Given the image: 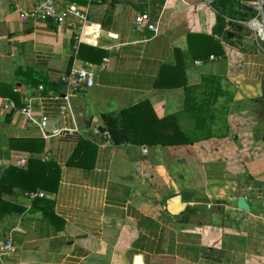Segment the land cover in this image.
I'll use <instances>...</instances> for the list:
<instances>
[{
	"label": "crops",
	"instance_id": "0c3cea01",
	"mask_svg": "<svg viewBox=\"0 0 264 264\" xmlns=\"http://www.w3.org/2000/svg\"><path fill=\"white\" fill-rule=\"evenodd\" d=\"M40 1L0 0V178L27 156L57 165L58 183L33 200L17 187L0 191V244L10 233L15 246L0 264H136L137 254L144 264H264V53L245 27L225 22L242 20L251 0H226L224 13L223 0H61L87 10L85 43L104 48L99 63L79 57L67 26L21 20ZM142 13L155 31L135 24ZM199 33L214 49L193 57L210 48L191 35ZM71 67L95 74L71 93L73 116L61 81ZM24 96L35 98V119L61 116L65 130L44 138L3 110ZM144 99L158 116L176 115L193 140L113 143L102 115ZM82 140L95 146L91 164L68 163ZM184 190L191 199L173 203ZM240 195L249 211L238 208Z\"/></svg>",
	"mask_w": 264,
	"mask_h": 264
},
{
	"label": "trees",
	"instance_id": "16d2710c",
	"mask_svg": "<svg viewBox=\"0 0 264 264\" xmlns=\"http://www.w3.org/2000/svg\"><path fill=\"white\" fill-rule=\"evenodd\" d=\"M216 0H214L215 2ZM219 0H217L218 2ZM220 2V1H219ZM222 12H226V7L231 9L233 3L226 0L221 1ZM243 12L242 20L248 19L253 11L249 7H240ZM104 28V22H101ZM200 36L209 42L210 48H201L193 52V57L203 56L211 51L213 41L207 34H191ZM192 42V41H191ZM204 46V45H203ZM79 57L92 63H99L105 55L104 48L99 45L81 44ZM177 69V68H174ZM104 124L115 144L133 143L147 144L151 146H169L190 143L193 138L181 129L176 115L158 116L152 102L144 99L132 106L122 109L117 113L102 115ZM28 140H19L25 142ZM95 153V146L86 140H82L75 148L74 153L68 160L73 165H90ZM84 154L90 155L89 161L85 162ZM59 167L52 162L41 160H30L25 168L9 167L0 178V191L17 187L27 192L43 188L49 191L55 190L58 183Z\"/></svg>",
	"mask_w": 264,
	"mask_h": 264
},
{
	"label": "built area",
	"instance_id": "2783aa9c",
	"mask_svg": "<svg viewBox=\"0 0 264 264\" xmlns=\"http://www.w3.org/2000/svg\"><path fill=\"white\" fill-rule=\"evenodd\" d=\"M86 4L89 5L93 0H85ZM201 3L212 6L214 0H200ZM253 14L245 20L231 19L226 17L225 22L227 24L241 25L245 27L252 36L254 43L262 50L264 53V0H251L247 4ZM20 18L23 21L31 18L35 22L46 21L52 19L55 24L59 26H67L74 32L72 48L77 51L79 46L88 40L90 34L85 31L88 21V12L85 8L78 6L75 3L63 4L61 0H41L36 3L31 9L20 13ZM134 22L137 25L146 23L150 30L155 31L156 25L150 21L149 15L147 13L136 14L134 16ZM119 48V45H112L106 48V51L112 52ZM210 59L214 56L209 55ZM103 62H107V58L102 59ZM200 63L201 60H197ZM94 71L81 67V68H68L61 76V81L67 89V92L63 94L62 98L66 101L65 108L70 115L73 116L72 107L69 103V98L71 93L75 91H80L85 87L92 86L94 83ZM42 89V86H39ZM35 98L30 96L23 97V104L17 106V104L12 99H5L3 104V110L5 112L16 111L25 117V127L34 124L38 127L41 136L46 138L48 136H54L60 134L63 130L62 127L56 126V122L60 117H55V121L52 122L48 114H42L39 120L34 118L33 115V100ZM98 128H95V132H98ZM144 151L145 148L143 149ZM47 159V156L43 157ZM28 163L27 156H20L15 159L14 165L17 167H25ZM29 200H33L36 197H45L48 194L44 190H35L26 192ZM15 249L12 237L10 233L5 235V240L0 244V263L3 258L13 252Z\"/></svg>",
	"mask_w": 264,
	"mask_h": 264
},
{
	"label": "water",
	"instance_id": "95a60500",
	"mask_svg": "<svg viewBox=\"0 0 264 264\" xmlns=\"http://www.w3.org/2000/svg\"><path fill=\"white\" fill-rule=\"evenodd\" d=\"M110 35L112 36L113 34L110 33ZM82 118V117H81ZM83 119V118H82ZM102 131H105L104 128H101ZM191 196H193V192L189 191V190H184L180 193V196L178 198H174L173 201L174 202H178L179 200H183V201H189L191 199ZM237 206L238 208H240L241 210H246L249 211L250 207L249 204L247 203V201L245 200V197L240 195L237 197ZM135 260H136V264H137V260L139 262V264H144L142 262V256L137 254L135 256Z\"/></svg>",
	"mask_w": 264,
	"mask_h": 264
},
{
	"label": "rangeland",
	"instance_id": "374dc122",
	"mask_svg": "<svg viewBox=\"0 0 264 264\" xmlns=\"http://www.w3.org/2000/svg\"><path fill=\"white\" fill-rule=\"evenodd\" d=\"M238 166H239V164H238ZM239 167H240V169L243 171V169H244V165L241 164V166H239ZM245 168H247V165L245 166ZM247 170H248V168H247ZM257 171H259V170H255V171L252 170V172H254V173H256ZM253 182H255V181H253ZM256 182H257V181H256ZM253 186H256V185L253 184ZM259 187H260V188H259L258 192H260V193L263 192V194H264V184H260ZM256 189H257V188H256Z\"/></svg>",
	"mask_w": 264,
	"mask_h": 264
},
{
	"label": "bare ground",
	"instance_id": "6f19581e",
	"mask_svg": "<svg viewBox=\"0 0 264 264\" xmlns=\"http://www.w3.org/2000/svg\"><path fill=\"white\" fill-rule=\"evenodd\" d=\"M177 198H178V197H177ZM173 203H175V204H176V203H179V201H178V202H174V201H173ZM137 264H139L138 260H137Z\"/></svg>",
	"mask_w": 264,
	"mask_h": 264
}]
</instances>
